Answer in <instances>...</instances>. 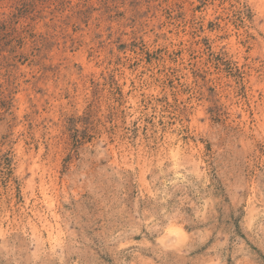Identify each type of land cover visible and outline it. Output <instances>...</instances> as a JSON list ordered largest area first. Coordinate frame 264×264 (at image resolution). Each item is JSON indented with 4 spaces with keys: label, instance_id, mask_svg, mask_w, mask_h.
Segmentation results:
<instances>
[{
    "label": "rangeland",
    "instance_id": "obj_1",
    "mask_svg": "<svg viewBox=\"0 0 264 264\" xmlns=\"http://www.w3.org/2000/svg\"><path fill=\"white\" fill-rule=\"evenodd\" d=\"M0 264H264V0H0Z\"/></svg>",
    "mask_w": 264,
    "mask_h": 264
}]
</instances>
